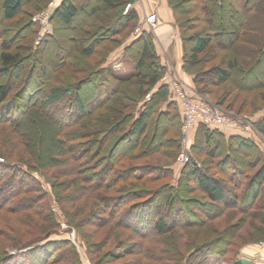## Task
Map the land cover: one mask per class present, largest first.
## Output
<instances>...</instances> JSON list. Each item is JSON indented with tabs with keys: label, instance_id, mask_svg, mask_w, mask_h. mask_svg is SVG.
Wrapping results in <instances>:
<instances>
[{
	"label": "trees",
	"instance_id": "trees-1",
	"mask_svg": "<svg viewBox=\"0 0 264 264\" xmlns=\"http://www.w3.org/2000/svg\"><path fill=\"white\" fill-rule=\"evenodd\" d=\"M97 1L84 0L86 3L78 6L75 0H62L52 15L53 32L41 42L38 53L30 43L14 44L21 36L31 39L30 31L36 35L37 30H27L33 27L31 21L23 19L27 22L19 25L15 32L7 25L0 30V122L7 123L11 129L3 139L11 142L10 146L16 142L24 144L29 155L24 158L26 153L21 152L18 165L10 161L11 153L5 154L9 149L0 156V211L4 213L1 217L5 219L7 214H13L17 221L12 224L5 219V223L0 224V235L15 250L2 248L0 263L13 264L14 258L22 260L25 255L30 256L31 264H39L35 260L39 256L46 257L44 264L49 259L55 262L65 254L61 253V246L72 244L69 239L49 240L59 234V223L50 209L47 193L40 182L31 177L33 172L49 167L54 168L51 175L69 178L60 183L62 187H76L80 182L81 190L98 202L78 206L72 215L98 204L100 210L98 207V211L83 215L86 222L96 218L95 225L112 224L138 237L134 243L124 245L122 253L110 251L112 258L130 255L135 247L134 254L155 257L158 261L171 259L174 264H195L194 253L198 252L203 257L201 264H223L235 237L236 242L242 244L233 255L244 245L264 242V154L253 134L197 121L188 140L192 155L178 172H172L168 166L157 172L150 164L135 162L150 157L161 146H171L170 143L174 147L170 159L175 157L180 148L181 112L169 85L160 82L165 68L152 35L146 30L132 36L124 45L122 57L132 65L130 70L117 69L107 63L115 49L123 44L116 36L135 26L138 16L133 5L123 14L125 4L133 0H102L101 4ZM167 2L182 39V67L193 75L194 85L199 82L198 72H191L189 68L199 65L205 53L214 57L217 50H228L220 57L224 65L212 67V78L217 83L226 82L233 71L243 69L231 50L215 40L211 19L219 25L226 21L239 27L231 39L233 45L250 46L253 37H264L254 24L246 25L249 16L264 17V0ZM108 9L112 10L113 17H100L102 24L94 32L88 30V18ZM22 10L23 0H1L0 20L9 21ZM193 11H196L194 20L186 19L185 15ZM29 14L25 10V15ZM121 19L123 22L115 26ZM78 24L77 33L69 36L77 54L70 56V49L63 42L61 62L52 69H44L42 77L32 78V65L27 69L25 60L42 57L43 53L48 56V44H57V34L62 36L64 31H73ZM193 27L197 30L188 35ZM260 38L254 46H259V53L264 56V38ZM213 41H216L215 50L211 47ZM92 55L97 56L94 64L86 60ZM258 60L257 66L261 65ZM147 93H150L148 100L145 99ZM217 103L223 104L222 101ZM256 122L264 137V116ZM169 132L174 135L167 139L164 133ZM120 144L127 147L122 152L117 151ZM240 149L243 154L236 157L234 152ZM202 155L209 166L214 165L217 175L205 166ZM57 166L62 173L59 174ZM4 170L12 173L7 175ZM163 177H169L167 183L153 191L150 184ZM51 188L65 220L75 228L76 238L80 233L87 242V249L91 248L87 236L70 219L71 213L63 205L71 194L56 192L54 182ZM114 188L117 194L108 195ZM195 192L204 199L193 196ZM131 222L134 227L129 226ZM211 222H214L210 226L212 235L218 236L209 235L211 230L207 225ZM248 223L251 229L237 236V229ZM146 225L150 226L148 231H139ZM204 226L202 233L204 230L200 229ZM21 232L30 237L22 239ZM180 234L186 235L187 240L181 241L185 247L194 245L188 251L175 253L176 259L171 258L167 246L162 254H155L144 243L152 238L169 246V240L175 239L173 243L177 247L181 243ZM70 254L74 264H81L75 252Z\"/></svg>",
	"mask_w": 264,
	"mask_h": 264
},
{
	"label": "rangeland",
	"instance_id": "rangeland-1",
	"mask_svg": "<svg viewBox=\"0 0 264 264\" xmlns=\"http://www.w3.org/2000/svg\"><path fill=\"white\" fill-rule=\"evenodd\" d=\"M1 1V0H0ZM62 0H23V10L22 13L18 14L17 16H15L13 19L9 20V21H5V20H0V30L7 26H10V28L12 29L11 32H15L17 28H19V25H22L24 23H26L27 21H31L32 17L42 13L44 10H46V8L48 7L50 2H53V4L57 7L60 2ZM180 0H174V2H179ZM75 2L77 3L78 6L80 5H84V0H75ZM173 2V1H172ZM102 0H98L97 4H101ZM132 3V1H131ZM88 4V3H87ZM127 4V3H126ZM125 4V6H126ZM169 5V4H168ZM125 6L123 8V11L125 9ZM186 7L189 6V4L185 5ZM184 6V7H185ZM260 8L263 10V5L260 3L259 4ZM170 7V6H169ZM25 10L28 11L30 14L29 15H25ZM54 12V11H53ZM195 13L196 11H193L191 13H189L188 15H185L186 19H191V21L194 20L195 18ZM124 14V13H123ZM113 13L111 9L105 10V12H102L101 10L97 12L96 15H94L93 17H89L87 22V27L88 30H90L91 32H94L96 30V28H98L102 22L99 20V18H112L113 17ZM248 15V14H247ZM184 18V19H185ZM23 19H27V21H24ZM108 19V20H109ZM264 17H259L258 18H253L250 17L247 18V24L246 25H255L258 28V33H263L264 34ZM123 20V19H122ZM211 24H213L212 27V32H214L215 34V40L217 39L218 41H220L221 44L225 45L227 48H229L233 54V57H237L240 61L239 64L241 65V67H243L242 71H233L230 79L227 80L226 82H222V83H217L215 82V80H213L212 78V67L216 64L219 65H224V60H220V57H222L223 54H225V51L228 50H217V54L212 57L211 54L205 53L201 55V62L199 65L189 68V70L191 72H198V77H197V81H199L198 83L195 82V85L193 83V81H189L190 83H188L190 86H192V88H194L197 93L201 94L203 97H205L207 100H209L211 103H214L216 105H218V101H222L223 104L222 105H218L220 108L225 109L227 111H230L234 114H237L238 116H243L246 115L248 117H250L254 123L256 124L257 120L260 119L262 116H264V56L260 55L258 47L254 46V43L259 40L260 37L257 38L253 37L252 38V42H250V46L247 45H233L231 42V39L235 37V34L237 33V30H239L235 27V26H231L229 24H227V22H223L222 25L216 24L214 23V21L211 19L210 20ZM32 22V21H31ZM123 21H119L116 23L115 26H119ZM159 23V21H158ZM33 27H28L29 30H37L36 34L38 32L39 26L37 25V23L32 22ZM176 24V23H175ZM49 25L51 28V32L50 34L53 32V23H52V16L49 19ZM158 26V25H157ZM177 26V24H176ZM80 24L76 25L75 28L73 29V31L68 30V31H64L62 32V36H59L61 34H57V44H54L52 42H50L48 44V46H50V50L48 52V56H46L43 53V56L39 58H35L34 60L31 59H26L25 63H26V68L31 67L32 65V69L33 70V75L31 76L32 78H39L42 77V72L44 71V69H52L55 65L58 64V62H61V58L63 57L64 53L62 54L61 52V47L60 45H66L70 51H69V55L72 56V54H77L76 49L74 48V45L72 43V41L69 39V36H71L72 34H76L77 31L79 30ZM138 29V33L142 32L143 30H146L149 34H153V31L157 28H155L154 30H150L147 27V24L145 22V17L143 18V20H138L135 24V26L133 25L132 28H127L126 30L122 31V33H120L119 35L116 36V39L118 38L119 40L122 41L123 44H127L128 42H130L131 37L136 35L137 33H135V29ZM178 28V26H177ZM179 30V28H178ZM197 29L195 27H193L191 29L190 32H188V35H192ZM9 32L8 35H11ZM31 33V36L29 39L28 38H22L21 36V40H15L14 44L22 43L23 45H28L30 43V46L33 45V51L35 50L36 53H38L39 49H41L40 44L35 45V38L36 35L34 36V33H32L31 31L29 32V34ZM187 33V32H186ZM228 33V34H227ZM23 33H21L20 35H22ZM49 34V35H50ZM47 35L46 38L49 36ZM91 36V35H89ZM217 36V37H216ZM229 36V37H228ZM231 36V37H230ZM264 38V37H262ZM260 38V39H262ZM2 39V36H0V40ZM54 41V39H52ZM182 40V39H181ZM1 42V41H0ZM211 47H214V50L217 48L216 46V41H213ZM111 46V45H110ZM230 53V52H229ZM117 58V57H116ZM85 59V58H84ZM97 56L92 55L90 57H87L86 60L91 63L94 64V62L96 61ZM259 59V60H258ZM118 60V61H117ZM117 62H119L118 66L116 67L117 69H121V70H130L132 68V65L129 64L128 61H126L122 55H119V57L117 58ZM261 61V65L257 66L256 61ZM33 62V63H32ZM246 62V63H245ZM31 63V64H29ZM112 63V62H111ZM27 68V69H28ZM62 69V68H61ZM125 71H119V73H124ZM168 73V71H166ZM55 73H59V71L55 72ZM169 74L174 75L177 77V75L174 72H169ZM179 77V76H178ZM184 82H186L185 80H183ZM161 83H164L161 79H160ZM187 83V82H186ZM197 84V85H196ZM199 87V88H198ZM198 90H197V89ZM85 94V93H84ZM146 96V95H145ZM86 98V97H85ZM88 100V99H87ZM76 109V107H75ZM77 116V115H76ZM62 120H65V118H62ZM257 127V124H256ZM258 130V129H257ZM11 133V129L8 127L7 123H1L0 122V156H2L1 154H3V152H6L7 149H9V151H7V153L5 154H10V161L14 164L16 163L18 165V157L20 156V153H26L24 158H28V147L25 146L24 144H18L17 142L12 144V146H10V143L8 140H5L3 138H6L9 134ZM159 135V131L156 132ZM195 134V133H194ZM171 135H174V133H164L165 138H170ZM193 135V130L190 131L187 135L188 140L189 137ZM163 136V137H164ZM195 136V135H194ZM256 143L258 144L259 149L263 152L264 154V137L261 135V133H256L253 134ZM183 138V133L181 131V135L179 138L180 141V148L179 151H177V154L175 155V157H173L172 159H170V154L173 152L174 147L172 148V144L170 143L171 146H161L159 148V151H155L153 152L150 157L148 158H142L139 160H135L136 163H147L152 165V167L156 168L155 171H163L164 167L168 166L170 168H172V172H178V170L180 169V167L182 166L181 164H179L177 162V155L180 151L183 150V146L181 144ZM194 141V139L192 140ZM157 142V138L156 141ZM189 143V141H188ZM127 146V145H126ZM11 147V148H10ZM188 147V148H186ZM184 147L185 152L188 154L189 158L192 155V152L190 150L189 144H187V146ZM127 147L122 146L121 144L117 146V151L118 152H122L126 149ZM2 151V152H1ZM236 157H240L243 154V150H238L234 152ZM204 162H205V166H207L210 171L213 174L217 175V171L216 168H214L213 166H209V162H207L206 158L204 155H202L200 157ZM225 158H223L224 160ZM222 160V161H223ZM7 161V160H5ZM4 161V162H5ZM0 162H2V158L0 157ZM3 162V163H4ZM56 168V167H55ZM59 168V166H57V169ZM54 168L49 167L46 170L43 171H35L33 172V174L31 175V177H33L35 180L40 182L41 187L45 190V192L47 193L46 196L48 197V201L50 204V209L53 211L55 218L57 219L58 223H59V234H54L52 235L49 240H58V239H63V240H67L69 239L70 243L69 245H63L61 246L60 250L61 253L65 252V254L63 255V257H59V259L55 260V262H50L51 260L49 259L48 262L46 264H74V258L72 256V254L75 252L76 253V257H77V261L81 264H174L172 262H170L171 259L168 260H155V257L149 258V257H143L141 256L139 253L134 254V250L135 247L132 248V253H130V255H125V256H121V257H116L112 258L113 255H110V251H115L118 253H122L121 251L124 250V245L125 247L130 245L131 243H134L136 240H138V237L134 235V233H132L130 230H126L125 228H121V227H115L112 224H105V225H95L93 224L94 222H96V218L90 219L88 220L89 222H86V219L83 218V215H87L89 213H94L95 211H98V204H96L97 206L93 207V206H88L86 208V210H84L83 212H81L78 215H72L73 211H75L76 208H78V206H83V204H89L91 202H95L98 203L96 201V199H94V197L92 196H87L85 194L84 191L81 190L82 188V184L79 182L76 184V187H72V186H68V187H62L63 185L60 183L66 179H69L68 177L64 176V177H55L54 174L51 172L53 171ZM59 174L62 173L61 169H58ZM4 172H6L7 175H10L12 172L11 171H7L4 170ZM24 177L25 175H20L19 177ZM61 176V175H60ZM26 178V177H25ZM169 180V177H163L158 179L157 181H155L154 183L150 184V188L153 189V191H158L160 189H162V187L167 183V181ZM27 182H31L30 179ZM54 182L57 185V189L56 192H59L63 195H65V193H70V197H66L64 199V204L65 207L69 210V213H71L70 219H72L74 221V223L78 224L79 229L81 230L82 234H85V236H87L89 244L91 246V248L87 249V242L83 239V237L81 236V234L77 235L78 238H76L75 236V228L69 224L66 220H65V214L62 210V208L60 207V205L58 204V202L55 199V192H53L52 188H51V183ZM74 192V193H73ZM117 194V190L114 189H110L108 192V195H114ZM199 199H204V197L201 196V194L199 192H195V194L193 195ZM84 205V206H85ZM94 209V210H93ZM101 208L99 207V210ZM0 211V224L5 223V221H10L12 224H17V221L15 220V216L13 214H7V218H3L1 216L4 215V213ZM149 218L152 217V213L149 214L148 216ZM37 219V218H35ZM5 220V221H4ZM214 222H211L210 224L208 223V227L209 230H211V233L209 234L210 236L214 237V236H218L217 234L212 235L213 233V229L212 227H210ZM130 227H134V224L131 222L129 223ZM249 225L246 224V226L243 227V225L240 226V228L237 229V236L238 235H244L246 233V231L250 230L251 228ZM149 225L145 226L144 228L139 229V231H148L149 229ZM206 226L202 227V229H200V231L204 230ZM246 227V229H245ZM20 231V230H19ZM204 231H202V233H204ZM21 238L22 239H27L30 237V235H27L23 232H21ZM175 232L172 233L173 237H175ZM179 233V232H178ZM183 235V236H182ZM180 234L181 238H179L180 242L182 240H187L186 235L184 234ZM211 237V238H212ZM164 239V237H163ZM162 239V240H163ZM209 240V239H208ZM145 241V240H144ZM233 241L235 243H233V245L228 248L230 251L227 253V256L225 257L226 261L223 264H233V262L239 258H246L249 259L250 261H252L255 264H264V242H259L258 244H247L244 245L243 247H241L237 253L235 255H233V253L236 252L237 247L240 246V244L242 243H237L236 241V237L235 239H233ZM7 242L5 238H3L0 235V251H2V248L5 249V251H10V252H15V250L11 249V247L9 245H7ZM175 242V239L173 240H169V246L166 244L161 243L160 239H155L152 240L148 239L147 241H145L144 243L147 244V246L149 248H151V253L153 251V253L155 254H162V251H164V249H166L165 247L167 246L169 248V253H171V258H175V253H179V251H188L189 248H192L194 244H191V246L188 244V248L184 246V243L181 242L180 245H177V247H174L175 244L173 243ZM172 243V244H171ZM37 245V244H36ZM34 245V246H36ZM184 248V249H182ZM163 249V250H162ZM69 252V253H68ZM62 253V254H63ZM169 253H168V257H169ZM180 254V253H179ZM25 258H22V260L20 258H18L16 260V258H14V263L13 264H31L32 261L30 258V256H24ZM46 257H42L39 256L35 258V260L37 259V262H39V264H44L45 263V259ZM194 258L196 259V263L195 264H201L202 261V256H200V253L195 252L194 253ZM73 262V263H71ZM77 262V263H78ZM93 262V263H92ZM3 264V263H0ZM38 264V263H37ZM187 264V263H186Z\"/></svg>",
	"mask_w": 264,
	"mask_h": 264
},
{
	"label": "built area",
	"instance_id": "built-area-1",
	"mask_svg": "<svg viewBox=\"0 0 264 264\" xmlns=\"http://www.w3.org/2000/svg\"><path fill=\"white\" fill-rule=\"evenodd\" d=\"M132 7V3L128 2L125 6L123 13ZM57 7L50 2L46 10L42 13L32 17L31 21L37 23L39 26L38 32L35 38V45L40 44L47 35L50 34L51 28L49 25V19L53 15V11ZM145 22L150 30H154L158 25V17L156 12H151L145 16ZM138 29H135V33H138ZM161 80L167 83L170 87L174 99L177 101L181 112V131L183 138L181 144L183 150L177 155V162L181 165L189 161V156L185 152L184 147L188 144V133L192 131L197 121L202 122L205 125L223 126L229 127L238 132H248L251 134L258 133L256 124L254 121L246 116H238L230 111L220 108L218 105L211 103L201 94L192 88L188 83L184 82L178 76L165 73ZM150 98V93H147L145 99ZM188 148V147H186Z\"/></svg>",
	"mask_w": 264,
	"mask_h": 264
},
{
	"label": "crops",
	"instance_id": "crops-1",
	"mask_svg": "<svg viewBox=\"0 0 264 264\" xmlns=\"http://www.w3.org/2000/svg\"><path fill=\"white\" fill-rule=\"evenodd\" d=\"M132 5L137 13L138 20H143V18L151 12L157 13L159 23L157 28L153 31L152 39L155 44L156 52L159 55L160 62L165 68V73L166 71H172L187 83H190L189 81L192 82L193 75L185 72L182 67V40L167 0H133ZM120 21H122V19ZM124 45L125 44H122L115 49L110 55L107 63L112 62L113 66H118L119 62H117V58L119 55L123 54Z\"/></svg>",
	"mask_w": 264,
	"mask_h": 264
},
{
	"label": "water",
	"instance_id": "water-1",
	"mask_svg": "<svg viewBox=\"0 0 264 264\" xmlns=\"http://www.w3.org/2000/svg\"><path fill=\"white\" fill-rule=\"evenodd\" d=\"M233 264H255V263H253L252 261H250L249 259H246V258H239V259L235 260L233 262Z\"/></svg>",
	"mask_w": 264,
	"mask_h": 264
}]
</instances>
